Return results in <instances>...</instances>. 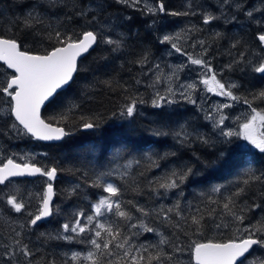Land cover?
<instances>
[{"label": "snow or ice", "instance_id": "1", "mask_svg": "<svg viewBox=\"0 0 264 264\" xmlns=\"http://www.w3.org/2000/svg\"><path fill=\"white\" fill-rule=\"evenodd\" d=\"M113 4L122 5L140 12L144 16L171 15L189 16L197 15L196 11H172L169 12L164 4V0H156L150 3L149 0H79L73 4V11L67 15L68 20L75 17L79 30L63 31L60 28H51L44 24V17L38 9L58 8L57 0H48L45 3H32L26 5L31 8L21 17L13 20H5L8 25V32L0 30V136L8 138L28 137L35 141H60L70 135L65 130V125L70 119V113L80 108V104L70 101L67 111L61 113L59 118L53 117L45 120L42 117V108L49 103H53L65 88L70 87L75 82L76 76L81 71V58H86V54L94 51L101 44L109 46L108 50L116 53L125 47L123 34L113 39L108 28L109 24L117 27L111 20L105 19ZM227 6L229 10L235 8L242 12L251 22L257 25L255 40L264 53V8L250 10L242 8L240 3H230V0H222V7ZM64 7H68L67 4ZM191 7V6H189ZM255 12L261 13V18H257ZM223 15V13H222ZM3 16V13H0ZM204 25H210L220 19L212 12L201 13ZM225 19L228 17L225 15ZM131 16L124 17L125 21L131 20ZM237 19L235 14L231 20ZM156 23L152 20V24ZM63 28V25L60 26ZM192 29L181 30L187 35ZM17 32L20 35H17ZM214 38H222L220 32H215ZM180 33L175 35L165 34L158 38L161 45H169L170 51L179 53L187 57L190 65L197 66L203 70L199 76V84L204 85L205 90L217 96L226 97L233 102H243L250 109L246 119L239 123L238 130L228 128L225 121L229 116L223 112L224 109L233 105L229 103L220 104L209 111L205 119L212 123L221 144L231 143L229 138L241 137L249 145L264 154V108L254 106L255 101L264 103V90L250 94L251 100L247 97H240L234 93L238 87L235 83H225L218 79V73L213 68L210 61L204 57L208 55L209 47L205 40H196L191 47L197 45L201 52L193 55L185 51L178 41ZM30 43L32 47H30ZM241 42L236 40L231 44L236 49ZM39 45L40 50H33ZM252 53L257 56V60L248 59L243 51L239 52V59H234L232 63L225 65V68L232 70L234 65L241 64L250 67L251 71L264 77V55ZM141 67L149 66V54L145 50L135 61ZM187 65H176L172 71L164 77L160 73V64H151L148 71L155 77L153 83L148 87L154 90L151 99L153 108H162L165 105L179 103L176 98L179 96L187 103L197 105L198 101L194 93L197 92V82H179L174 88L173 81H180L179 72L184 71ZM155 69V71H153ZM241 71L246 68L242 67ZM160 73V74H157ZM147 74V73H145ZM162 78L166 80L168 86L164 89V94L158 89L162 83ZM104 83L111 87L110 81ZM136 84L141 80L136 79ZM127 91V89H125ZM128 102L120 109L119 115L123 118H135L137 105L146 101L139 96L127 97ZM203 111V109H201ZM99 118L80 117V124L84 129H95L99 127ZM239 121L240 117H235ZM54 121V122H53ZM156 137H166L169 133L159 129L152 133ZM176 143L181 147H188L192 143L200 141L208 144L209 140L204 135L189 133L185 125H180V130L173 133ZM13 154L6 161L0 160V185L7 187L16 181L24 182L29 177L46 178L45 188L41 193H37L39 206L35 212L28 211L29 204L22 196L17 194L4 193L3 203L10 212L23 214L27 212V221L20 225V230L11 228L4 237H0V264H36V253L30 247V229L39 226V223L54 214L53 183L57 177L56 167H40L29 162V158L19 156L21 162H17ZM160 160L168 155H175V152L165 153L160 156L154 154ZM232 157V152L221 148L213 165H224ZM149 164L155 168H160V163L151 156L147 157ZM137 165L140 161H136ZM125 171L123 176H127V169L131 168V163L123 166ZM192 168L183 167L179 170H172L163 181L147 180L149 189L147 195L154 198L155 206L147 202L141 203L133 198L123 200L121 187L116 183L106 182L105 176L108 173H100L96 176L92 187L101 188L107 195L101 196L98 201L91 205L92 214H85L80 210L73 215L71 222L60 225V231L54 236L48 234L49 240L63 241L66 243H85L88 245L86 253L74 251L71 255L60 262L55 257L46 260V264H184L183 257L187 255V264H264V257L253 255L256 248L264 250V172L256 175L251 172L248 178L243 181L244 186L237 185L236 190L223 198L222 204L212 200L211 204L217 207H209L207 212H202L199 208L195 214H185L181 209L179 201L174 206L166 207L159 203L163 198V193L159 190L180 189L181 185L194 175ZM144 176V173H140ZM122 176V178H123ZM260 185V197L262 202L249 203L248 195L251 189ZM79 185H77V188ZM77 188L71 189L75 194ZM133 191H137L136 188ZM215 193H220V187L212 189ZM137 194L140 193L137 191ZM179 195H183L182 190ZM255 195V193H252ZM238 201L243 202V206ZM219 208V211L217 210ZM259 210L261 218H249L251 213ZM109 217L110 222H104L101 218ZM111 217L118 218L111 220ZM255 220V223H253ZM164 228L167 231H159ZM170 229V231H169ZM234 229V231H233ZM225 231L230 233L225 235ZM42 237L44 233L40 234ZM149 235L158 236L156 243H146ZM143 238V239H141Z\"/></svg>", "mask_w": 264, "mask_h": 264}, {"label": "trees", "instance_id": "2", "mask_svg": "<svg viewBox=\"0 0 264 264\" xmlns=\"http://www.w3.org/2000/svg\"><path fill=\"white\" fill-rule=\"evenodd\" d=\"M32 2L33 0H0V13H3V16H0V30L11 35L5 20H13L31 11L32 9L26 5ZM36 2L46 4L48 0H36ZM57 2L58 8L38 9L44 17V24L50 25L53 29L60 28L62 31L65 28L79 30L81 25L76 23L75 17L72 20L67 19V15L73 11L72 5L79 3V0H57ZM108 3H111V0H108ZM230 3H240L242 8L250 10L264 8V0H230ZM65 4L68 7H64ZM164 4L169 12L196 11L197 15L153 17L144 16L122 5L113 4L108 8L105 19L117 25L112 27L116 30L112 35L116 39L123 34L125 47L116 53L109 51V46L104 44L97 47L81 60V71L76 76L75 82L53 103H49L42 112V117L50 120L53 117L59 118L61 113L66 112L70 101L80 104L79 109L69 114V121L62 125L71 133L70 135L55 144H43L28 137L0 136V147L5 156L1 160L6 161L15 153L19 154L13 157L17 162H21L19 156L23 155L37 166L56 167L59 170L53 183L54 214L47 222L29 230V233H34L29 239L30 247L36 253V264H46V260L51 257H55L60 262L67 259L74 251L87 252L89 246L85 243L49 240L47 236L48 234L54 236L60 231V225L71 222L74 213L80 210L86 215L92 214L91 205L101 196L107 195L101 188L91 186L100 173H108L109 175L104 178L105 181L116 183L121 187L123 200L135 198L141 203L147 202L155 206L154 198L147 195L149 189L145 177L154 182L163 181L172 170L190 167L195 174L190 176L180 189L167 192L164 189L159 190L164 194L159 203L169 207L179 201L185 214L191 215L195 214L198 208L202 212H207L209 207H217L216 204H211L212 200L222 204L223 198L235 191L237 185L244 186L243 181L251 172H255L256 175L264 172V154L253 148L242 147L237 138H229L231 143L227 144H221L219 139L208 138V144L197 141L188 147H181L176 143L173 133L180 130L181 124L185 125L189 133H193L196 127L203 126L200 114L187 102L177 106L171 105L169 108H153L150 103L151 91L148 87V67L159 59L165 46L158 42V38L165 27L168 30L181 27L192 29L189 32L193 40L206 41V45L210 47L208 55L204 58L219 71L218 76L220 75L223 82H233L238 85L234 89L237 96L251 100L250 94L264 90V77L253 73L250 67L244 64L234 65L232 70L225 68V65L232 63L234 59H239L241 51L248 59H258L257 56L252 55L254 52L261 53L255 40L257 25L254 22L250 23L249 19L235 8L229 10L227 6L222 7V0H164ZM204 11L212 12L220 19L210 25H204L201 16ZM233 14L237 16L234 22L231 20ZM225 15L228 19L224 18ZM255 15L258 19L261 18L260 12H255ZM127 16H131L132 19L125 21L124 17ZM152 20L156 21L154 25ZM61 25L63 28L60 27ZM215 32H220L222 38H214ZM17 35L19 36L20 33L17 32ZM236 40L241 44L233 49L231 44ZM30 47H32L31 43ZM33 50L39 51V45ZM145 50L149 54L150 65L141 67L135 61ZM242 67L246 70L241 71ZM136 79L141 80V83L136 84ZM104 81H110L111 87ZM129 96H139L146 101L137 105L134 119L119 115ZM233 104L248 108L242 101ZM254 106L258 109L264 108V103L255 101ZM81 116L86 119L99 118L97 119L99 127L84 129L80 124ZM0 124H3L2 118ZM157 129L169 135L158 138L152 134ZM221 148L231 151L232 157L224 165H213L210 162L216 160ZM172 152H175L174 156L168 155L163 160L154 155L159 153L160 156H164L165 153ZM148 156L156 159L161 167L157 169L151 166L147 160ZM136 161L140 163L137 165ZM129 163L132 167L127 169V176H123L125 171L123 166ZM141 172L144 176L140 175ZM45 183L46 178L37 177L20 183L13 181L7 187L0 185V237H4L11 228L20 230V225L28 219L27 212L17 214L8 210L2 202L3 194L22 196L29 204L28 211L35 212L39 206L36 194H42ZM214 187H220L221 192H213ZM73 188H77L75 194L71 193ZM134 188L140 193L139 195L137 191H133ZM181 190L182 196L179 195ZM260 190L259 184L251 189L248 194L249 203L262 202ZM238 203L243 206L242 201ZM217 210L219 211V208ZM252 217L256 220L260 219L259 210L249 215L250 219ZM116 219L118 218L111 217V220ZM108 222H110L109 218ZM159 231L167 235L164 228H160ZM41 233L45 236L42 237ZM229 234L225 231V235ZM158 239V236L149 235L145 242L156 243ZM255 253V256L264 257V251L262 252L261 249ZM185 261L187 255L183 257V262Z\"/></svg>", "mask_w": 264, "mask_h": 264}, {"label": "rangeland", "instance_id": "3", "mask_svg": "<svg viewBox=\"0 0 264 264\" xmlns=\"http://www.w3.org/2000/svg\"><path fill=\"white\" fill-rule=\"evenodd\" d=\"M150 3H155L154 0H149ZM112 24L108 25V28H112ZM181 30H187V29H183L181 27L179 28H174L173 30H168L166 27L163 30V32L161 33L160 37L165 35V34H170V35H175L177 33L181 34V37L178 41V43L184 47L185 51L193 54L194 56L197 55L198 53H200L202 50L199 47V45H197L195 48L191 47V45L194 43L195 40H193L192 37H190V32H187V35H185L184 33L181 32ZM111 36L113 39H115V36L112 35V33H116V30H114V28H112L111 30ZM119 35H117L118 37ZM170 51V46L169 45H165L161 56L159 57V59L154 62L153 64H160L161 68H160V73L164 74V77H166L171 71L172 68L176 65H187L184 69V71L179 72L178 75L180 77V81H173L172 86L175 88L177 86V84L179 82H185V83H190V82H197L198 84V91L194 93L195 98H197V105H193V109L195 110V112L200 114V118H201V122L203 124V126L201 127H196V131L194 130L193 132L196 135H204L207 136V138L209 139H223V138H218L216 131L213 129L212 127V123L208 120L205 119V116L207 115V113L211 110H213L215 107L219 106L220 104H224V103H229L232 104L233 106L227 109H224L223 112L225 114H227L229 116V119L225 121V124L228 126V128H232L234 130H238V125L239 123L243 122L246 117L249 115L250 113V109L243 107V106H239V105H234L233 101L229 100L226 97H221V96H217L213 93H209L205 90L204 85L199 84V76L203 74V70L198 68L197 66H193L188 64L187 62V57L180 55L179 53H175L174 51H172L171 55H168L167 53ZM214 68V67H213ZM215 69V68H214ZM217 71V73L219 74V71L217 69H215ZM153 71H155V69H153ZM157 73V74H160ZM155 77L153 76L152 72H149V84L153 83ZM218 79L220 78V75L218 76ZM223 82V81H222ZM228 83H233V82H228ZM227 84V83H226ZM168 86L166 80H164L162 78V83L159 84L157 87L158 89L161 91L162 94H164V89ZM151 91V99L154 95V90L152 88H150ZM179 100V103L176 104H172L173 106H177V105H182L183 102H186L185 100L181 99L179 96L176 97ZM151 103V100H150ZM192 105V104H191ZM164 107H171V105H165ZM180 107V106H178ZM201 109H203V111H201ZM239 116L240 120L237 121L235 120V117ZM233 138H237L239 140V142L241 143L240 145L244 148H248V149H255L253 146L249 145L246 141H244L241 137H233ZM257 150V149H255ZM259 151V150H257ZM4 154L1 150L0 147V160L2 158H4ZM108 218L109 217H103L101 218L102 221L104 222H108Z\"/></svg>", "mask_w": 264, "mask_h": 264}, {"label": "water", "instance_id": "4", "mask_svg": "<svg viewBox=\"0 0 264 264\" xmlns=\"http://www.w3.org/2000/svg\"><path fill=\"white\" fill-rule=\"evenodd\" d=\"M92 51H90V53H91ZM89 54H86V57L88 56ZM84 58H81V60H83ZM67 88H65V90H66ZM48 105V104H47ZM46 105V106H47ZM45 106V107H46ZM45 107H43L42 108V112H43V110H44V108ZM64 139V138H63ZM62 139V140H63ZM62 140H60V141H37V142H40V143H43V144H55V143H59V142H61ZM35 141V140H34ZM37 177H40V176H36V177H29V178H26L27 180H29V179H34V178H37ZM56 180V179H55ZM55 180L54 181H52V183H54L55 182ZM53 201H54V195H53ZM53 201H52V203H53ZM50 219V217L49 218H47V219H45V220H43V221H41L39 224H41V223H44V222H47L48 220Z\"/></svg>", "mask_w": 264, "mask_h": 264}, {"label": "flooded vegetation", "instance_id": "5", "mask_svg": "<svg viewBox=\"0 0 264 264\" xmlns=\"http://www.w3.org/2000/svg\"><path fill=\"white\" fill-rule=\"evenodd\" d=\"M259 249H260V248H256V249H255V252H256V251H258ZM263 251H264V250H262V252H263ZM255 252H254V254H253V255H255V254H256ZM184 264H187V261H185V262H184Z\"/></svg>", "mask_w": 264, "mask_h": 264}]
</instances>
